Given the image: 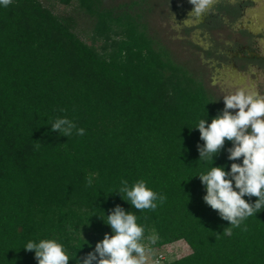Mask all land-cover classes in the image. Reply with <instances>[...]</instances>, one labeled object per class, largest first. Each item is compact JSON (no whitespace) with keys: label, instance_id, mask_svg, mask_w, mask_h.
I'll list each match as a JSON object with an SVG mask.
<instances>
[{"label":"trees","instance_id":"obj_1","mask_svg":"<svg viewBox=\"0 0 264 264\" xmlns=\"http://www.w3.org/2000/svg\"><path fill=\"white\" fill-rule=\"evenodd\" d=\"M56 1L90 24V44L74 14L42 0L0 4V264H38L24 248L41 240L78 264L112 233L105 222L117 205L137 217L145 251L190 249L157 263L264 264V206L234 226L203 199L198 175L243 158L228 159L226 140L214 160H199L194 128L225 106L153 35L147 0ZM58 118L75 124L70 136L51 130ZM124 180L165 199L137 210L118 194Z\"/></svg>","mask_w":264,"mask_h":264},{"label":"clouds","instance_id":"obj_2","mask_svg":"<svg viewBox=\"0 0 264 264\" xmlns=\"http://www.w3.org/2000/svg\"><path fill=\"white\" fill-rule=\"evenodd\" d=\"M11 2L0 0L5 7ZM190 3L194 5L190 14H199L212 0H190ZM223 101L225 107L222 114L214 117L210 124L207 119H202L194 128L199 130L200 139L204 141L202 146L198 145L199 160H214L227 140L233 145L228 149V159L239 161L242 157V163H232L230 171L223 166H213L198 177L206 189L205 203L218 211L222 219L239 226L241 220L253 214L254 208L259 210L264 206V96L240 88L224 96ZM75 127L71 120L58 118L52 123L51 130L68 137ZM77 132L83 135L85 130L80 128ZM87 183L91 185V177L87 178ZM122 185L118 194L137 210H155V201L162 203L165 199L149 189L143 180L131 187L124 180ZM245 197L258 199L250 203ZM136 220L132 212L117 205L111 214H107V222L104 221L111 227L112 233H106L92 252L79 258L78 264H143L145 248L139 241L144 229ZM224 234H231V229L225 228ZM152 242L155 243V240ZM24 249L35 252L38 264H69V256L63 246L54 240L29 242Z\"/></svg>","mask_w":264,"mask_h":264},{"label":"rangeland","instance_id":"obj_3","mask_svg":"<svg viewBox=\"0 0 264 264\" xmlns=\"http://www.w3.org/2000/svg\"><path fill=\"white\" fill-rule=\"evenodd\" d=\"M44 4L53 6L55 12L63 11L74 14L77 18L78 29L82 30L81 37L91 43L90 24L78 14L72 7L64 8L56 0H42ZM134 0H110L113 4L129 3ZM234 4L235 0H229ZM150 7L149 13L144 12L147 24L152 29V33L170 54L172 60L180 66L188 69V73L201 81L209 93L218 99L223 105V97L230 95L240 88L253 91L260 96H264V75L256 72H249L243 61L234 60L238 66L236 68L228 64L226 55L227 47L235 46V42H244L246 35L257 37L264 31V0H253L252 5L247 4L246 14L253 19L247 31H241L239 25L246 23L242 18H229L227 26L217 22L214 30L208 31L194 23L203 16L204 10L199 13L190 12L194 5L190 0H147ZM210 5V4H209ZM143 6V5H142ZM143 7V8H144ZM124 9L128 7L123 6ZM138 8V7H135ZM213 25L215 23H212ZM252 26V27H251ZM249 30L251 34L249 33ZM254 37V38H255ZM259 49L264 52V39H260ZM98 41L95 45H100ZM218 48V52H213V48ZM212 51V52H210ZM226 52V53H225ZM255 71V70H253ZM225 106V105H224ZM238 111V110H230ZM190 249L183 241H178L168 247L156 248L145 251L143 264H161L164 260H173L189 253ZM163 255V261L156 262L157 255ZM133 256H136L133 255Z\"/></svg>","mask_w":264,"mask_h":264},{"label":"flooded vegetation","instance_id":"obj_4","mask_svg":"<svg viewBox=\"0 0 264 264\" xmlns=\"http://www.w3.org/2000/svg\"><path fill=\"white\" fill-rule=\"evenodd\" d=\"M244 0H235L232 4L229 0H212V3L204 9L203 16L200 14L199 19L194 23V25H199L202 28H207L208 31L214 30L217 22L227 26V21L229 18H234L237 12H242ZM212 23H215L214 25ZM248 32V29H246ZM243 31V29L241 30ZM250 32V31H249ZM264 34V33H263ZM256 35V34H255ZM255 37V36H254ZM252 37L246 35L244 42H235V46L227 47L226 55L228 56V64L232 67L237 68V64L234 63V60L243 61L244 66H246L249 72L261 73L264 75V52L259 49V43L264 39L262 36ZM262 43V42H261ZM214 52H218V48L214 47ZM255 70V71H253Z\"/></svg>","mask_w":264,"mask_h":264},{"label":"crops","instance_id":"obj_5","mask_svg":"<svg viewBox=\"0 0 264 264\" xmlns=\"http://www.w3.org/2000/svg\"><path fill=\"white\" fill-rule=\"evenodd\" d=\"M253 0H244L242 1V3L246 4L244 5L243 7V11L242 12H237V14H235L234 18H240V19H244L246 21V23H243V20H242V25H239L240 28L244 29V31H247L246 29H249L250 28V24L253 22V19L248 16L246 14V8L248 7V3L249 5L252 3ZM252 5V4H251ZM252 27V26H251ZM250 31V30H249ZM251 34V32H249ZM264 31H262L261 33H253V34H259V36H262L264 37Z\"/></svg>","mask_w":264,"mask_h":264}]
</instances>
